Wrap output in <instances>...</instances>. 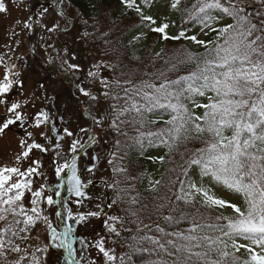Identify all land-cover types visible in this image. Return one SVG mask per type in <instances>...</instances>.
Returning <instances> with one entry per match:
<instances>
[{"label": "trees", "instance_id": "trees-1", "mask_svg": "<svg viewBox=\"0 0 264 264\" xmlns=\"http://www.w3.org/2000/svg\"><path fill=\"white\" fill-rule=\"evenodd\" d=\"M62 1L63 11L68 5L82 20L79 25L70 20L83 34L82 49L111 53L118 62L108 68L109 81H101L98 69L91 70V82L97 90L80 91L97 94L98 100H93L94 106L90 109L96 125L93 130L96 134L103 132L111 142L108 152L100 153L94 165L96 172H105L106 178H92L86 184L78 179L70 183L69 205L74 215L84 201L101 202L99 212L90 209L83 216L85 225H89L86 228L90 239L88 259L82 261L76 256V262L254 264L250 253L233 248L238 236H251L236 228L238 216L226 217L207 206L178 199L176 177L180 179L183 166L189 161H183L182 151L189 159L205 151V142L210 138L208 125L218 120V116L211 114V107L223 99L215 88L216 83L228 73H236L247 55L259 53L264 56V0H238V3L201 0L204 10L198 6L200 0H172L178 19L184 21L190 16L193 19L189 24L199 28L193 36L176 37L152 28L146 10L155 0ZM198 9L200 11L195 13ZM66 17L69 19L70 14ZM214 24L218 26L213 27ZM141 28L147 29L148 38L140 47L137 61L133 62L129 38ZM206 30L200 41L199 34ZM61 35V31L57 32L55 39L60 46ZM49 64L55 75L58 74L55 69L64 74L71 69L78 71L80 67L67 65L61 55ZM134 69L136 76L128 85L121 80L118 70L129 72ZM161 84L181 109L169 105L165 98L157 102L151 98L138 108H126L121 112L114 109L115 99L123 95L125 89H148ZM75 96L81 99L78 92ZM261 97L264 99V94ZM100 106L108 110L102 121L97 113ZM239 114L240 110L227 113L230 122L227 140L242 154L244 172H247L251 157L258 160L264 181V118L258 111L254 114L243 112L244 124L238 128ZM168 126L175 127L179 134L174 143L166 134ZM258 137L263 141L255 146ZM243 142L250 145L238 148ZM211 143L215 149L222 146L217 139H212ZM82 146L75 145V153ZM93 148L92 145L89 151ZM152 174L155 178L147 185ZM100 184L101 198H98L95 189ZM86 190H89L88 194ZM15 211L17 207L10 209L13 214ZM252 222L264 232V207ZM43 224L47 226L48 220H43ZM12 227L13 224H7L5 228L0 264H46L47 258L41 251H36L32 240L19 248L14 237L9 238Z\"/></svg>", "mask_w": 264, "mask_h": 264}, {"label": "rangeland", "instance_id": "rangeland-1", "mask_svg": "<svg viewBox=\"0 0 264 264\" xmlns=\"http://www.w3.org/2000/svg\"><path fill=\"white\" fill-rule=\"evenodd\" d=\"M233 2L238 3V0ZM62 5L61 0H0V246L4 244L6 225L13 224L9 238L13 236L19 248L32 240L36 251L47 258L46 264H76V256L82 261L88 259L90 239L86 228L89 225H85L83 216L90 209L99 212L101 202L84 201L74 215L69 205L70 183L78 179L86 184L92 178H106L105 172H96L94 165L100 153L108 152L111 140L103 132L96 134L93 130L96 125L90 109L97 96L79 93L80 99L75 92L96 91L91 82V70L98 69L101 81H109L108 68L118 64L111 53L82 49L83 34L78 26L68 24L72 20L79 25L82 20L68 5L64 13ZM198 6L205 9L201 0ZM262 7L264 9V4ZM146 12L153 29L172 37L193 36L199 29L189 24L193 19L190 16L184 21L178 19L172 0H155ZM68 13L70 18L64 21ZM58 30L62 31L58 43L63 47L55 41ZM206 32L199 34L200 41ZM147 38L146 28L130 35L133 62L137 61L140 47ZM60 55L67 65L80 66L78 71L71 69L55 75L49 69V62H55ZM136 73V69L118 70L121 80L128 85L132 84ZM220 80L215 88L223 99L210 110L218 120L208 125L210 138L205 142L204 152L189 159L182 151L183 161H189L184 164L180 179L176 177V194L184 202L207 206L226 217L238 216L236 228L253 235L251 238L238 236L233 243L234 250L252 254L254 264H264L262 230L252 222V217L264 206L262 169L258 160L251 157L244 172L242 154L227 140L230 125L227 113L240 110L238 128L244 124L243 112L258 111L264 118L261 97L264 94V56L247 55L236 73L230 72ZM151 98L156 102L165 98L169 105L181 109L162 84L148 89H125V93L115 99L114 109L121 112L138 108ZM100 107L97 113L102 121L108 110ZM166 134L172 138V143L179 137L175 127L168 126ZM212 139L221 141L222 146L215 149ZM255 140V146L262 144V138ZM88 143L92 144L83 150L85 156H78L74 146ZM92 145L94 148L89 151ZM246 145L250 144L243 142L238 148ZM70 168L71 175L66 177ZM154 178L152 174L146 184L150 185ZM101 187L102 184L95 189L98 198H101ZM86 192L88 194L89 190ZM14 207L17 211L13 214L10 209ZM14 215L21 218L15 219ZM45 219L47 226L43 224Z\"/></svg>", "mask_w": 264, "mask_h": 264}, {"label": "water", "instance_id": "water-1", "mask_svg": "<svg viewBox=\"0 0 264 264\" xmlns=\"http://www.w3.org/2000/svg\"><path fill=\"white\" fill-rule=\"evenodd\" d=\"M62 248H63V243H62Z\"/></svg>", "mask_w": 264, "mask_h": 264}]
</instances>
